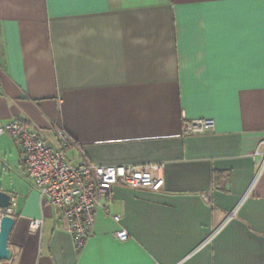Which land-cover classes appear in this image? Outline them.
Listing matches in <instances>:
<instances>
[{
  "label": "crops",
  "instance_id": "obj_1",
  "mask_svg": "<svg viewBox=\"0 0 264 264\" xmlns=\"http://www.w3.org/2000/svg\"><path fill=\"white\" fill-rule=\"evenodd\" d=\"M262 68L261 0H0V125L22 120L53 146L62 131L73 164L161 162L164 176L115 184L76 250L2 134L15 222L0 264H264V170L243 196L264 150ZM198 118L213 128L184 134Z\"/></svg>",
  "mask_w": 264,
  "mask_h": 264
},
{
  "label": "built area",
  "instance_id": "obj_2",
  "mask_svg": "<svg viewBox=\"0 0 264 264\" xmlns=\"http://www.w3.org/2000/svg\"><path fill=\"white\" fill-rule=\"evenodd\" d=\"M213 126L211 118L184 119L182 122L184 134L206 132ZM2 134L18 140L22 151L23 175L31 179L41 197L56 209V215L64 221L76 250L81 249L91 235L97 205L115 184L157 190L164 183L161 162L100 165L82 160L71 163L65 155L70 140L62 131H58V141L53 146L37 130L29 129L25 122L13 118L0 125V136ZM255 153L259 155L255 173L243 196L251 190L264 170V150ZM105 210L111 213L108 206ZM6 214L13 215L11 207H0V218ZM112 217L119 220L117 214ZM42 224V217L30 218L28 229L38 231ZM128 235L123 227L114 232L119 240L127 239Z\"/></svg>",
  "mask_w": 264,
  "mask_h": 264
},
{
  "label": "water",
  "instance_id": "obj_3",
  "mask_svg": "<svg viewBox=\"0 0 264 264\" xmlns=\"http://www.w3.org/2000/svg\"><path fill=\"white\" fill-rule=\"evenodd\" d=\"M11 205L10 193L0 190V207ZM15 222L13 215H3L0 218V261L10 260L12 251L8 244L9 234Z\"/></svg>",
  "mask_w": 264,
  "mask_h": 264
},
{
  "label": "snow or ice",
  "instance_id": "obj_4",
  "mask_svg": "<svg viewBox=\"0 0 264 264\" xmlns=\"http://www.w3.org/2000/svg\"><path fill=\"white\" fill-rule=\"evenodd\" d=\"M99 2V0H97ZM223 3H228V4H237V5H242L246 3H250L251 0H222ZM261 5L264 6V0H261ZM99 10H106V7L104 9H99ZM264 86V68L261 69V85Z\"/></svg>",
  "mask_w": 264,
  "mask_h": 264
},
{
  "label": "rangeland",
  "instance_id": "obj_5",
  "mask_svg": "<svg viewBox=\"0 0 264 264\" xmlns=\"http://www.w3.org/2000/svg\"><path fill=\"white\" fill-rule=\"evenodd\" d=\"M65 155H67L68 157H70L71 156V153H70V151L66 148V150H65Z\"/></svg>",
  "mask_w": 264,
  "mask_h": 264
}]
</instances>
